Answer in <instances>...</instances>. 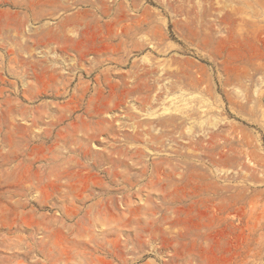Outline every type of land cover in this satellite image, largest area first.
Segmentation results:
<instances>
[{
  "label": "rangeland",
  "instance_id": "rangeland-1",
  "mask_svg": "<svg viewBox=\"0 0 264 264\" xmlns=\"http://www.w3.org/2000/svg\"><path fill=\"white\" fill-rule=\"evenodd\" d=\"M0 264H264V0H0Z\"/></svg>",
  "mask_w": 264,
  "mask_h": 264
},
{
  "label": "bare ground",
  "instance_id": "bare-ground-1",
  "mask_svg": "<svg viewBox=\"0 0 264 264\" xmlns=\"http://www.w3.org/2000/svg\"><path fill=\"white\" fill-rule=\"evenodd\" d=\"M54 123V122H53ZM81 146V145H80ZM152 222V221H151Z\"/></svg>",
  "mask_w": 264,
  "mask_h": 264
}]
</instances>
